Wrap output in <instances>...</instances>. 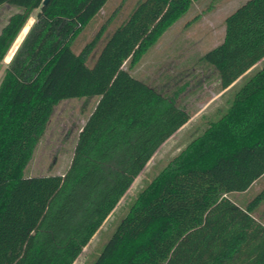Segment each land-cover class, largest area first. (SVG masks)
I'll return each mask as SVG.
<instances>
[{
    "label": "trees",
    "instance_id": "trees-1",
    "mask_svg": "<svg viewBox=\"0 0 264 264\" xmlns=\"http://www.w3.org/2000/svg\"><path fill=\"white\" fill-rule=\"evenodd\" d=\"M111 1L0 0L18 7L0 27V62L39 7L0 78V264H73L161 144L194 113L182 94L186 83L161 90L125 66L193 0H135L127 13L121 0L76 51L77 36ZM262 59L264 0L238 5L225 18L223 40L200 56L217 90ZM94 96L67 168L28 175L54 105ZM190 177L209 182L198 186L192 205L173 211L169 197ZM263 178L264 66L139 193L125 221L141 214L147 221L105 246L99 264H264V221L257 216L264 188L246 198Z\"/></svg>",
    "mask_w": 264,
    "mask_h": 264
},
{
    "label": "rangeland",
    "instance_id": "rangeland-1",
    "mask_svg": "<svg viewBox=\"0 0 264 264\" xmlns=\"http://www.w3.org/2000/svg\"><path fill=\"white\" fill-rule=\"evenodd\" d=\"M134 1L127 0L124 3L126 4L124 13L128 12ZM244 1L193 0L190 8L171 23L138 60L133 63L128 62L125 65L132 73L144 78L161 90L168 91L179 84L186 83V88L182 94L188 95L194 113L184 125L161 144L117 207L97 233L91 237L73 264H99L105 255L103 251L105 246L112 244L117 237L125 232L135 234L144 226L147 221L146 214L137 216L131 223L125 221V217L137 200L139 193L193 139L202 135L211 121L219 119L229 110L235 96L239 94L248 79L264 66V59H262L229 87L217 90L215 84L208 80L211 70L200 60L201 54L223 40L225 18ZM120 2L121 0H112L109 6L102 11L103 13L77 36L74 46L76 51H79L83 44L95 34L105 18L112 13ZM17 10L18 7L15 5H0V27L9 15ZM38 10L39 7H36L30 11L24 25L1 60L0 78L13 53L36 20ZM95 50H98V47ZM88 61L91 59L89 58ZM97 100V96L89 99L72 97L62 99L54 105L25 167L28 175L63 172L67 168L78 130L94 109ZM190 178L179 183L178 195L169 197L170 204H168L173 211L181 212L192 205L191 203L198 196V186H202V182H209V177L207 180L200 177ZM263 188L264 178L254 184L253 188L246 194V198L252 199ZM236 198L244 199L245 197L237 195ZM260 215L264 221V201L259 206L257 216ZM160 264H163V260Z\"/></svg>",
    "mask_w": 264,
    "mask_h": 264
},
{
    "label": "water",
    "instance_id": "water-1",
    "mask_svg": "<svg viewBox=\"0 0 264 264\" xmlns=\"http://www.w3.org/2000/svg\"><path fill=\"white\" fill-rule=\"evenodd\" d=\"M48 0H42V4H45L47 3Z\"/></svg>",
    "mask_w": 264,
    "mask_h": 264
}]
</instances>
